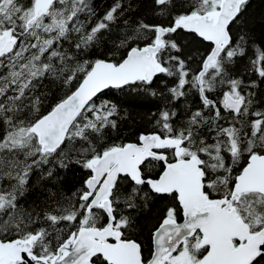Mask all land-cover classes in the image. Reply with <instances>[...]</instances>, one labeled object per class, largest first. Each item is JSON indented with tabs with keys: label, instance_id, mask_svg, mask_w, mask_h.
I'll return each instance as SVG.
<instances>
[{
	"label": "snow or ice",
	"instance_id": "snow-or-ice-1",
	"mask_svg": "<svg viewBox=\"0 0 264 264\" xmlns=\"http://www.w3.org/2000/svg\"><path fill=\"white\" fill-rule=\"evenodd\" d=\"M249 2L151 0L137 15L141 0L102 14L95 0H0V264H264ZM110 89L158 98L154 129L110 142L120 109L97 103ZM74 168L87 175L69 192ZM164 197L145 243L139 217Z\"/></svg>",
	"mask_w": 264,
	"mask_h": 264
},
{
	"label": "trees",
	"instance_id": "trees-1",
	"mask_svg": "<svg viewBox=\"0 0 264 264\" xmlns=\"http://www.w3.org/2000/svg\"><path fill=\"white\" fill-rule=\"evenodd\" d=\"M113 0H95V6L99 13H103L104 10L111 5ZM151 6V0H141L139 5V12L137 15H144L148 13ZM246 15L251 21L255 40L260 42L264 40V0H250ZM155 22V21H152ZM184 36V33L180 34ZM187 43V40L184 41ZM192 46H190L191 48ZM209 45L206 42H201L199 45V51L204 52ZM187 51V49H186ZM194 51V50H193ZM189 54H193L189 51ZM198 59V57H195ZM196 67L195 64L192 65ZM165 79L163 76L159 77L153 84L154 88H162L160 81ZM171 83V81H169ZM264 89V84L260 86ZM108 99L118 104L120 114L117 117L119 128L116 131L109 133L110 142L115 141L117 143L122 142H136L138 135L141 132L151 131L155 127L156 117L153 113L158 112L161 107V101L156 97L148 96L144 93L134 92L128 89L123 91L117 89L106 90L104 95H101L97 99V103L100 100ZM198 103V100L196 101ZM65 175L64 173H61ZM87 173L79 168L70 169L65 175L64 187L67 191L74 190L78 187L82 180L86 177ZM35 177L33 181L35 182ZM50 186V185H49ZM43 199L42 189L39 184L29 194L28 200ZM168 198H155L153 203L150 205V211L146 210L141 213L139 217L140 223L145 225V228L140 236V239L147 243L149 236L148 229L156 222L155 216L160 209L168 203Z\"/></svg>",
	"mask_w": 264,
	"mask_h": 264
}]
</instances>
